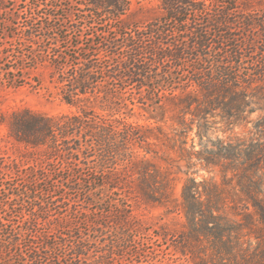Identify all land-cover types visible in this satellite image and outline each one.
I'll return each mask as SVG.
<instances>
[{"label":"trees","instance_id":"16d2710c","mask_svg":"<svg viewBox=\"0 0 264 264\" xmlns=\"http://www.w3.org/2000/svg\"><path fill=\"white\" fill-rule=\"evenodd\" d=\"M64 2L41 0L21 24L1 28V81L18 87L28 71L46 68L60 101L75 110L1 120L21 150L0 156V264L108 263L114 245L99 251L81 235L76 203L92 212L130 200L167 205L174 180L147 158L154 146L225 173L223 186L182 182L177 210L193 240L203 236L212 253L229 254L244 226L264 232V115L252 122L255 138H212L214 117L246 125L264 111V0H160L162 14L145 23L126 19L128 0ZM136 108L152 124L129 120ZM225 186L229 213L216 205ZM119 222L130 230L127 216Z\"/></svg>","mask_w":264,"mask_h":264},{"label":"rangeland","instance_id":"374dc122","mask_svg":"<svg viewBox=\"0 0 264 264\" xmlns=\"http://www.w3.org/2000/svg\"><path fill=\"white\" fill-rule=\"evenodd\" d=\"M70 1L64 2L67 8ZM128 1L130 10L126 17L127 20L145 23L162 14L160 0ZM38 2L41 0H0V5H2L0 33L2 26L7 27L8 23L21 24L25 18L24 10L28 13L32 12L34 5H37ZM76 8L71 7L73 12ZM57 14H62V12L59 11ZM28 76L26 83L18 87L7 86L0 79V156L6 158H16L21 147L9 137L7 127L1 120H7L12 113L24 110L47 116L67 115L75 110L60 101L57 89L49 82L46 68L38 67L30 70ZM261 115H264V111L257 110L249 115L248 120L251 122L246 125L243 122L235 126L227 125L225 120L216 116L214 117L216 123L213 124L212 138L216 136L221 138L236 136L246 139L247 137L255 138L252 122ZM129 120L148 124H152L153 121L149 120L147 114L138 108L135 109ZM163 126L166 128V123ZM193 135V132L190 133V137ZM194 144L192 150H199L200 147L196 140ZM186 148L189 149L188 146ZM152 149L157 151V155L149 154L147 158L160 170L168 173L170 179L174 180V193L170 194L167 205H138L134 200H130L131 207L118 206L114 211L92 212L91 208H87L90 206L81 201L76 203V210L82 212V214H76L75 217V220L77 219L80 224L81 235H86L83 237L91 239V241L95 240V244L100 247L99 251L106 252L114 245L112 248L114 253L108 255L110 257L105 260L108 262L106 264H202L201 259H204L205 264H264L262 256L255 257L264 250V232H259L255 226L247 225L242 228L241 242L230 244V255L222 254L221 250H218L219 253H212L205 237L201 236L200 240L197 238L193 240L195 236L191 232L192 226L186 223L182 213L177 210L179 192L185 177H194L197 181L205 180L208 185L215 183L223 186V177L225 176L223 169L201 165L194 157L189 158L188 160L191 161L188 163L187 159L178 157L179 151L172 150L171 146H154ZM227 177H230V173L227 174ZM17 181L18 179L14 180V183ZM208 187L210 188V186ZM229 188V186L221 188V197L216 203L227 213L230 212L229 208L232 205ZM70 197L77 198L78 195L70 194ZM119 200L120 203L128 204L124 192L119 196ZM25 209H27L26 206L21 207V210ZM125 216L130 222L129 231L123 228L124 225L120 226L119 221L125 219ZM87 220L98 221L100 226H91L86 223ZM124 229L126 234L122 237ZM94 230H101L103 235L96 234V231L93 234ZM127 234L128 236H126ZM157 234L166 236L161 237ZM78 236L79 234L75 235L76 238ZM67 240H69L66 242L67 244L73 241L70 238ZM186 243H191L192 246H187ZM239 249L242 251L238 252ZM95 253L90 254V259L97 257L100 252Z\"/></svg>","mask_w":264,"mask_h":264}]
</instances>
